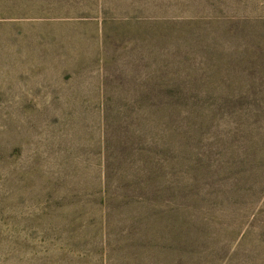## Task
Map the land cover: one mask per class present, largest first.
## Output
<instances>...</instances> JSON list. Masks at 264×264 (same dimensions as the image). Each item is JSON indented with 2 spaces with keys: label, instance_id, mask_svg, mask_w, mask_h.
<instances>
[{
  "label": "rangeland",
  "instance_id": "374dc122",
  "mask_svg": "<svg viewBox=\"0 0 264 264\" xmlns=\"http://www.w3.org/2000/svg\"><path fill=\"white\" fill-rule=\"evenodd\" d=\"M251 106L264 0H0V264H264Z\"/></svg>",
  "mask_w": 264,
  "mask_h": 264
},
{
  "label": "trees",
  "instance_id": "16d2710c",
  "mask_svg": "<svg viewBox=\"0 0 264 264\" xmlns=\"http://www.w3.org/2000/svg\"><path fill=\"white\" fill-rule=\"evenodd\" d=\"M107 27L106 22L103 24ZM104 35V34H103ZM239 128H243L248 134V139L242 138L244 149L254 152H264V106H251L239 108ZM254 138L253 142L251 139Z\"/></svg>",
  "mask_w": 264,
  "mask_h": 264
}]
</instances>
